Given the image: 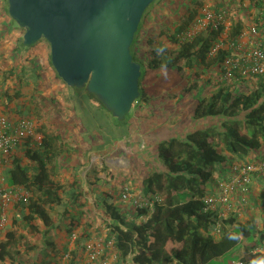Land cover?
<instances>
[{"label": "trees", "instance_id": "trees-1", "mask_svg": "<svg viewBox=\"0 0 264 264\" xmlns=\"http://www.w3.org/2000/svg\"><path fill=\"white\" fill-rule=\"evenodd\" d=\"M161 1L154 0L144 11L130 46L133 59L141 66L140 96L133 108L145 106L150 100L141 85L149 70H187L193 73L191 77L199 76L200 67L214 66L225 57L222 51L215 56L208 55L209 47L213 39H216L215 33L200 31L193 36L187 35L198 15L197 7L203 3L202 0L191 11L188 4L187 16L179 23H174L172 28L162 23L159 32H153L154 29L147 26L148 13L159 7L161 9L163 7ZM212 1L216 3L214 7L216 10L227 2ZM4 12L9 16L8 6ZM168 23L171 21L168 20ZM240 26L241 23L237 22L234 32L238 31ZM165 41L169 42L170 47L165 45ZM19 42L22 43V38ZM139 44L143 49L138 47ZM30 66L31 68L22 66L21 75L26 80L30 76L37 78L38 90L41 65L34 59ZM10 74L15 75L13 70ZM262 80L260 79L253 89L236 91L215 83L209 92L207 90L201 92L184 114L191 115L197 120L218 117L223 120L221 125L195 129L182 137L173 136L157 144L160 169H154L145 178L143 194L145 196L156 194L161 201L155 203L152 210L139 211V214L144 213L148 216L146 220L135 222L134 219H128L121 213V208L112 196L103 200L106 214L111 217L110 224L115 234V245L120 261L128 264H172L173 261L178 264H232L233 256L245 261L258 257L251 251L261 246L264 226L259 229L252 219L240 222L234 212L222 220L220 234L216 236L212 233L217 223L216 213L204 212L201 198L207 193V184L217 179L227 162L232 164L234 159L235 162L247 161L249 155L254 153L257 155L264 149V81ZM206 82L209 83V80ZM195 88V82H190L183 95ZM71 90L82 91L75 87H71ZM86 93L104 108L95 95L87 91ZM35 94H38V91L33 95L30 94L32 101ZM21 95V91L15 93L16 97ZM7 104L6 101L5 105ZM137 112L134 109L133 113ZM37 131L42 136L41 145L24 149L23 156L20 159L14 157L12 166L6 173L8 184L23 186L32 193V196L27 204L21 201L15 204L16 214L15 216L13 214L12 225L0 238V264H5L7 261L10 264H28L21 262L17 255L22 249L28 252L36 247L26 243V237L18 233L20 227L29 232H38L35 221L39 219L45 227L42 234L46 238L50 231L59 227L58 222H64V219L70 215V209L65 207L59 192L63 189L51 180L49 172V165L58 156L60 136L49 134L43 124L37 127ZM228 153L236 155L237 158L227 157ZM254 179L259 185L260 198L264 205V171L255 173ZM72 200L77 201L76 198ZM53 204L61 206L62 212L58 222L53 219L47 208ZM72 215L76 219L70 221L71 227L73 225L77 227L81 221V213ZM91 225L93 222L87 221L83 224L82 230L86 232ZM84 236L82 235V238ZM43 245H45L43 250L52 249L54 254L67 249V247L58 248L54 241L47 238ZM80 245L81 237L78 239L77 247ZM41 254V252L37 253L35 259H40ZM128 255H132L131 259H128ZM32 259L31 263H34L36 260L34 257ZM52 261L44 263L41 260L42 264H52Z\"/></svg>", "mask_w": 264, "mask_h": 264}, {"label": "built area", "instance_id": "built-area-1", "mask_svg": "<svg viewBox=\"0 0 264 264\" xmlns=\"http://www.w3.org/2000/svg\"><path fill=\"white\" fill-rule=\"evenodd\" d=\"M226 1L216 10L214 1L203 0L197 7L198 15L187 35L193 36L200 31L215 33L216 39H213L208 55L215 56L222 51L225 57L211 67L216 72L214 84L218 83L235 91L246 90L252 79L258 78L252 83L256 85L260 79L264 81V0ZM237 22L241 26L234 32ZM41 138L32 118L18 112H3L0 106V238L16 212L15 204L19 201L27 204L32 196L25 187L8 184L6 173L12 166L14 157L20 159L24 149L41 145ZM230 170L228 176L211 182L213 191L208 189L201 198L204 212L216 213L217 223L212 231L216 236L220 234L222 220L236 212L233 205L236 196L241 205L249 202L253 176L264 171V158L258 162H235ZM118 199L121 213L135 222L148 218L144 213L139 214L141 209L152 210L153 205L161 201L156 194L138 195L126 185L120 189ZM103 211L102 219L94 222L86 232L82 227L72 229L67 249L62 250L58 257V254L52 253L56 264H128L119 260L116 238L110 224L111 217L107 216L106 208ZM236 215L238 216L237 212ZM263 226L264 221L261 228L257 227L262 229ZM82 235L85 236L82 238ZM80 237L81 245L77 247ZM251 253L258 257L249 261L235 259L232 264H264V239L261 246L252 249ZM131 257L132 255H128V259Z\"/></svg>", "mask_w": 264, "mask_h": 264}, {"label": "crops", "instance_id": "crops-1", "mask_svg": "<svg viewBox=\"0 0 264 264\" xmlns=\"http://www.w3.org/2000/svg\"><path fill=\"white\" fill-rule=\"evenodd\" d=\"M15 35L19 36L23 35V33H15ZM0 37L14 39V33H0ZM18 38L20 39L22 37ZM3 43L5 44L6 42ZM7 45V51L14 50L13 48H9V43H7L6 46ZM6 70H8L7 75L9 76L7 78L11 81L10 84L7 80L5 81V79H3L4 71L0 68V106L3 112L16 113L22 111L26 116L35 121L36 127L43 124L49 134H57L60 136L58 156L56 160L49 165V172L51 180L60 185L63 189L59 192L64 200L63 203L65 207L69 208V211L72 210V214L77 213L78 215V213H81L80 223L77 227L73 225L70 228L71 230L73 228H81L87 221L93 223L99 221V218L93 215L96 213H104L103 208L105 207L103 205V200L109 198V196H112L115 203H119L118 195L122 186H129L134 193L144 195L143 182L154 169H160V161L158 160V163H152L148 158L147 161L145 158H139L135 152L134 156H129L126 152H122V150L117 148V140L121 139L123 140L121 142L124 144V148L129 149L128 147L131 145V149L129 150H132V148L136 149L135 143L140 141L143 142V138H141L142 136L139 134L141 131L130 134L126 123H122V120L119 123L114 122L111 119L112 115L106 109L100 107V105L87 93L69 95V101L73 104L72 116H68L64 121L60 120L59 125L55 124L56 127H50L47 123L44 124V122L41 121L43 120L42 117L46 116L45 110H47V106H42L41 100L38 97L39 92L35 95L34 101L29 100L26 93L27 91L22 93L20 100V97H16L15 93L20 91L23 83L20 82L17 87L18 89H15L14 76L10 74L12 68H7ZM32 87L36 89V83ZM1 100H3V102H1ZM43 100H45V98H43ZM6 101L8 102L7 105H5ZM63 112L64 111H62V113ZM137 114L138 112L133 113L132 117L136 118L138 116ZM87 115H90L89 118L92 121L88 126H86L85 122ZM99 116L102 121H104V126L98 123ZM184 116L188 118L187 121L183 120ZM198 121L197 119H193L191 115H185L184 113H182L181 116L178 114L174 117L172 116L170 118L171 128L166 129V138L159 137L155 142L159 143L173 137L176 132L175 128L183 127L184 129V126L191 123H198ZM211 121V119L208 120L206 127L214 126V124H211ZM201 124L203 123L201 122ZM188 132L190 131L185 130L181 135H185ZM119 133L122 134L121 138L116 137ZM263 154L264 149L260 150L257 155L256 153L249 155L247 160L258 162ZM229 156L231 158H237L236 155L228 153L227 157ZM233 161L232 164L235 163L236 160ZM230 164V162H227L224 165L217 179L219 177L228 176L229 171L231 172L230 167L232 164ZM126 179H128V182H125ZM119 181H122L121 184H118ZM212 183L209 182L206 186V189H209L210 192L213 191ZM72 198H76L77 201H73ZM238 200L240 199L236 196L233 202L236 212L238 213V220L243 222L247 219H252L256 225L261 228L264 221L263 202L260 198L259 185L256 183L255 179H252L249 202L241 205ZM47 208L53 219L58 222L59 215L62 212L60 209L61 206L53 204ZM13 214L15 216L16 213ZM11 225L12 220L7 230ZM35 225H37L39 231L44 228L42 221L39 219L35 221ZM58 225L59 227H56L57 229L54 228L56 229L54 231H56L57 246L58 248H64L68 245V238L65 241L61 240L60 234L63 228V222H58ZM243 243L246 244L244 241ZM60 252L61 251H59L57 257ZM235 259H237V257L233 256L232 261ZM54 262L55 260L52 261L53 264ZM5 264L10 263L7 261ZM172 264H176V261H173Z\"/></svg>", "mask_w": 264, "mask_h": 264}, {"label": "rangeland", "instance_id": "rangeland-1", "mask_svg": "<svg viewBox=\"0 0 264 264\" xmlns=\"http://www.w3.org/2000/svg\"><path fill=\"white\" fill-rule=\"evenodd\" d=\"M199 1L200 0H162L161 2L163 7L161 9L159 7L158 9L151 10L148 13L147 26L152 27L154 29L153 32L155 33L159 32L160 27H162V23L166 24V27L172 28L174 26V23H179L181 20L185 19V17L187 16L186 9L188 8V4L190 7L189 10L191 11L192 9L197 7ZM6 2L7 0H0V33H14V39L9 37H0V68L4 71L3 79H5V81L7 80L10 84L11 81H9V78H7L9 75H7L8 70L6 69L12 68L15 74V89H18V85L20 84V82H22L23 85L20 91L22 93L27 91L26 93L29 100H31V95L38 91V97L41 100L42 106H47V110H45L46 116L42 117L43 120L41 121L44 122V124L47 123L50 127H56L55 124L59 125L60 120L64 121V119L68 116H72L73 104H71V102L69 101V95L85 94L86 90H83L82 88V91L75 92L74 90H71V87H68L60 78H58L50 63V47L47 41L41 39L32 46L28 47L22 45V43L19 42L18 37H22V35L16 36L15 33L22 34L24 33V30L17 26L15 22H12L11 18L4 12L7 6ZM168 20L171 21V23H168ZM3 42L6 43L4 44ZM7 43H9L10 45L9 48H13L14 50L7 51ZM165 45L167 47H170L168 41H165ZM138 47L140 49H143L141 44H139ZM34 59L41 65V77H39L38 79L40 87L38 90L32 87L33 85H35L37 78H35L34 76H30L27 77L29 79L26 80L25 77L21 75V67L25 65L28 68H31L30 64L31 61L34 62ZM211 67L212 66L200 67L199 69L197 67L196 70L198 69L200 75L193 77H191V74L193 73L191 71L188 72L187 70H149L146 76L143 78L141 85L146 92V96H148L150 100H148V103H146L145 106H142L140 108L139 106L137 108H132L131 111L121 121L122 123L127 124L130 134H134L136 132L138 133L139 131H141L139 134L142 136L141 138H143V142L140 141L135 143L136 149L132 148V150H129L131 149V145H129V149L124 148V144L121 142L123 140L118 139L117 148L122 150V152H126L129 156H134L135 152L139 158H145L146 161L148 158V160L152 163H158L159 158L157 156L156 148L158 143H156L155 141L159 137L166 138V129L171 128L170 118L172 116L174 117L177 114L181 116L182 113H185L187 111V108L189 106L191 107L194 104L195 99L198 98L197 96L201 95V92H204L205 90L209 92L213 88L214 81L216 79V72ZM206 80H209V83H207ZM252 80L253 81H251L249 86H247L246 88L252 89L253 87H255L256 84L252 83L256 82L258 78H254ZM190 82H195L196 88L184 96V90L186 89V87H188V84H190ZM43 98H45V100H43ZM1 102H3V100H1ZM186 104L188 105L185 107ZM134 109L138 111V116L136 118L132 117ZM62 111H64V114L62 113ZM21 114L25 115L23 112H21ZM89 116L90 115H87L85 118L86 126L92 123ZM111 119L116 123L120 122V120H117L112 116ZM210 119L212 120L211 124H214V127H219L223 122V120L219 119L218 117L199 119L198 123L188 124L184 126V129L183 127H174L176 129V132L173 136L182 137L181 134H183L185 130L191 131L198 128H205L208 120ZM98 120V123H101V125L103 126L105 125L100 116ZM183 120L187 121L188 118L184 116ZM201 122L203 124H201ZM121 136L122 134L120 133L116 135V137L118 138H121ZM212 181H214V179H212ZM121 182L122 181H119L118 184H121ZM125 182H128V179H126ZM122 187L120 189H122ZM71 212L72 211H70V215H68V217L64 219L62 225L63 228L60 234V238L62 241H65L71 233L70 221L76 219L75 216L73 217ZM101 215V213H96L93 216H96L99 218V220H101ZM73 223H75V221H73ZM44 230L45 227L43 229H40V231L38 230V232H29L22 227L18 229V233H21L26 237V243L28 245H33L36 247L34 249L35 251L32 250L27 252L22 249V251L17 255V258L21 259V262L24 261V263L28 264H42L41 260L44 263L49 260L52 261V253H54V251L52 249L46 251L43 250L45 246L43 245V242L47 238L54 241L57 245L58 243L56 242V231H50L45 238L42 234L44 233ZM39 252L42 253L39 256L40 259H35L37 256L36 254ZM55 255H57V253H55ZM33 257L36 261L34 263H31Z\"/></svg>", "mask_w": 264, "mask_h": 264}, {"label": "water", "instance_id": "water-1", "mask_svg": "<svg viewBox=\"0 0 264 264\" xmlns=\"http://www.w3.org/2000/svg\"><path fill=\"white\" fill-rule=\"evenodd\" d=\"M154 0H7L22 43L44 39L51 65L68 87L85 88L117 120L140 96L141 66L130 46Z\"/></svg>", "mask_w": 264, "mask_h": 264}]
</instances>
